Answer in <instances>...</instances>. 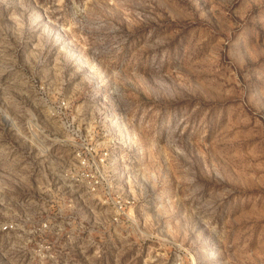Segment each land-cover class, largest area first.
Listing matches in <instances>:
<instances>
[{
    "label": "rangeland",
    "instance_id": "obj_1",
    "mask_svg": "<svg viewBox=\"0 0 264 264\" xmlns=\"http://www.w3.org/2000/svg\"><path fill=\"white\" fill-rule=\"evenodd\" d=\"M0 264H264V0H0Z\"/></svg>",
    "mask_w": 264,
    "mask_h": 264
}]
</instances>
